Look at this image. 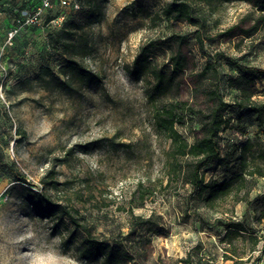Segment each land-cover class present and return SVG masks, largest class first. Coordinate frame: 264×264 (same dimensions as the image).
<instances>
[{
    "label": "rangeland",
    "instance_id": "obj_1",
    "mask_svg": "<svg viewBox=\"0 0 264 264\" xmlns=\"http://www.w3.org/2000/svg\"><path fill=\"white\" fill-rule=\"evenodd\" d=\"M0 6V264H253L264 253V123L247 108L231 106L219 134L220 165L206 178L247 174L248 193L210 208L190 183L168 176L170 140L155 122L157 107L188 100L208 111L207 90L218 87L230 103L245 89L264 103V75L240 79L243 66L264 68V3L191 0L203 11L200 27L153 15L174 0H78L55 5L40 21L21 26L30 0ZM63 15L56 22L52 18ZM258 25L249 37L223 31L238 22ZM13 26L19 30L10 38ZM201 32L203 43L198 38ZM75 43L74 44L71 43ZM146 48V69L135 59ZM186 58L174 69L172 57ZM74 60L75 62H70ZM211 62L217 69L201 76ZM68 63L94 71L82 78ZM152 69L171 86L156 90ZM202 115L178 129L190 143ZM247 138L255 144L241 155ZM13 167L23 180L15 177ZM59 182L57 187L50 181ZM147 188V196L139 191ZM49 198L73 206L93 234L126 250L123 262L83 256L85 232L58 211L39 215L33 202ZM242 229L226 236L230 220Z\"/></svg>",
    "mask_w": 264,
    "mask_h": 264
},
{
    "label": "trees",
    "instance_id": "obj_2",
    "mask_svg": "<svg viewBox=\"0 0 264 264\" xmlns=\"http://www.w3.org/2000/svg\"><path fill=\"white\" fill-rule=\"evenodd\" d=\"M28 1V0H27ZM207 3H211L213 0H204ZM254 7L264 3V0H245ZM33 6L39 2V0H30ZM6 6L7 1L0 0V6ZM52 10V9H50ZM60 16V15H58ZM56 16V17H58ZM160 17L161 19L171 20H186L191 24L198 25L200 27L205 25L206 17L201 9L195 8L191 0H174L170 5L162 10L160 14L157 12L153 15V18ZM22 17V15H21ZM20 17V18H21ZM53 17L52 19L56 18ZM19 18V19H20ZM14 27V26H13ZM258 30V25L245 26V22H238L226 28L223 31V35L234 36L242 34L243 36H252ZM198 38L203 43L202 34L198 32ZM74 44L75 43H71ZM70 62H75L74 60ZM149 62V55L146 48H142V51L135 59L136 67L141 70L146 69V63ZM173 68L183 69L186 64V58L181 53L174 54L172 57ZM70 64L72 71L77 72L82 78L89 80H97L98 75L94 71H87L81 69L78 66ZM243 75L240 79H252L261 77L264 75V68L254 66H243ZM151 73L156 79V90H166L171 86L169 79L165 72L159 69H152ZM217 69L211 62L207 63L200 75H206L210 71H216ZM207 97L210 102L209 110L206 112L201 109H197L188 100L173 101L169 104H165L161 107H157L154 113V118L157 128L163 132L170 140L169 158L167 163L168 176L170 179L177 178L184 183H190L197 196L204 204L210 208H216L220 206L230 196L239 197L244 191L248 193L249 181L246 177L247 174L254 175L255 173L263 174L261 167H254L246 171L235 172L229 179L218 180L211 177L206 178L205 167L212 163L222 164L226 157L222 156L221 147L219 143V134L227 126L230 118L226 116V111L229 107L235 106L238 108H247L250 113H256L260 124L264 123V103H259L252 100L251 95L247 94L246 90H242V95L238 97L234 103H230L224 99V96L218 89V87L207 90ZM195 112H200L202 115L201 131L200 135L195 142L190 143L188 139L178 129V125L185 123L187 117ZM255 144L250 138L241 144V155L246 159L249 150H252ZM257 152V153H256ZM256 153V154H255ZM258 156L264 160V144L263 146L253 151V155ZM10 172L20 180L25 178L13 167L10 168ZM52 186L57 187L59 182L55 179L50 181ZM139 191L143 196H147V188L143 183H139ZM32 205L36 212L41 216H52L53 214L61 211L63 215H66L71 223L85 232L83 243V256L88 259L105 258L107 261L113 263L123 262L128 251L119 250L115 244L109 243L104 239H100L93 234L92 228L87 221L81 220L76 212V209L69 205H62L58 202H54L49 198L43 200H37ZM242 223L240 221L230 220L227 224L228 231L226 236H230L233 231L242 229ZM261 257L257 259L253 264H257Z\"/></svg>",
    "mask_w": 264,
    "mask_h": 264
},
{
    "label": "built area",
    "instance_id": "obj_3",
    "mask_svg": "<svg viewBox=\"0 0 264 264\" xmlns=\"http://www.w3.org/2000/svg\"><path fill=\"white\" fill-rule=\"evenodd\" d=\"M55 5L60 6H69V5H75L79 6L78 0H39V2L35 5L33 10L31 12L25 13L22 15L20 19H18V22H20L21 26L23 25H33L40 21V19L43 17L44 13L53 8ZM63 15H60L54 19H52V22H56L59 18H63ZM19 30V26H14L12 30L9 33V37L12 38L15 33H17ZM260 261L257 264H264V253L260 254Z\"/></svg>",
    "mask_w": 264,
    "mask_h": 264
}]
</instances>
